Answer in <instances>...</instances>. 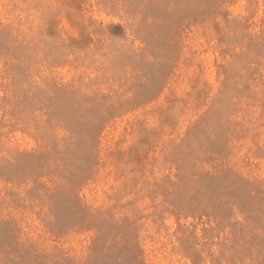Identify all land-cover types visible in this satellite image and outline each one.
Segmentation results:
<instances>
[{"label": "rangeland", "instance_id": "1", "mask_svg": "<svg viewBox=\"0 0 264 264\" xmlns=\"http://www.w3.org/2000/svg\"><path fill=\"white\" fill-rule=\"evenodd\" d=\"M0 264H264V0H0Z\"/></svg>", "mask_w": 264, "mask_h": 264}]
</instances>
